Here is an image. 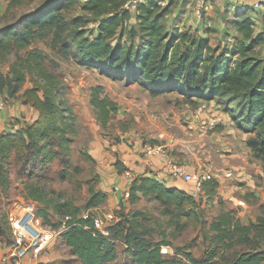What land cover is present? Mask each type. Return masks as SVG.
I'll return each mask as SVG.
<instances>
[{"label":"trees","instance_id":"obj_1","mask_svg":"<svg viewBox=\"0 0 264 264\" xmlns=\"http://www.w3.org/2000/svg\"><path fill=\"white\" fill-rule=\"evenodd\" d=\"M23 1L9 0L5 14ZM127 1L46 0L32 13H22L0 28V56L28 46L35 38L50 35L51 45L70 54L78 64L97 66L112 77L149 86L151 91L178 89L186 95L216 99L236 126L251 134L246 144L264 171V55L257 52L258 48L264 50V30L256 31L254 22L237 10L230 23L240 36L228 44L211 43L207 28L199 33L197 29L175 26L168 32L162 0H143L133 13L125 8ZM75 3L94 17V32L86 30L87 19L82 15L65 17L63 10ZM125 35L127 38L123 39ZM41 54L35 48L25 57L19 55L8 73L0 69V91L5 89L9 96L19 94L23 103L38 112L24 134L1 132L0 154L7 157L17 139L16 147L36 143L32 157L34 162L43 164L58 154L50 148L53 144L63 149L66 156L65 144L70 141L74 113L58 96L61 87L51 74L42 72L41 84L23 88L27 70L41 67ZM90 102L103 122L110 110H116L115 101L107 96L98 97L95 92ZM115 164L118 171L127 169L119 158ZM217 187L218 181L210 176L203 181L201 194L211 200ZM140 194L158 200L177 216L182 213L199 220L205 243L202 254L196 256L187 250L161 252L162 245L169 243L152 240L147 228L130 217L117 219L109 236H103L93 226L92 211L85 216L81 207L67 203L68 213L58 226L63 225L62 239L79 264H115L119 257L117 241L124 245L123 252L127 254L121 264H264L263 214L243 222L235 209L228 208L221 209L207 222L194 209L201 197L168 187L149 175L135 176L129 185L132 202ZM106 198L105 191L90 187L83 209L97 206ZM185 205L190 207L184 209ZM139 214L141 211H137Z\"/></svg>","mask_w":264,"mask_h":264},{"label":"rangeland","instance_id":"obj_2","mask_svg":"<svg viewBox=\"0 0 264 264\" xmlns=\"http://www.w3.org/2000/svg\"><path fill=\"white\" fill-rule=\"evenodd\" d=\"M45 1L24 0L8 14H5V9L0 10V28L16 20L22 13H32ZM5 2L6 0H0L1 6ZM243 2V0H210L201 8L200 15H196L194 11V0H162L160 3L166 9L163 21L168 32L171 33L175 26L178 29L188 28L191 31L197 29L199 33L207 28L211 43L228 44L235 36H240L230 23L237 10H241L244 16L254 22L253 27L256 31L264 30V7L254 10L243 6ZM63 13L67 18L82 15L87 19L86 30L94 32L95 19L80 8V3L73 4L63 10ZM126 38L127 35L123 37ZM35 48L42 52V64L32 71L27 70L23 88L32 87L34 83L41 84L42 72L51 74L61 87L58 96L63 97L65 103L73 109L74 120L70 126L72 132L68 134L70 141L65 144L68 147L66 156L63 149L53 144L50 148L58 154L53 160L43 164L33 160L36 143L29 142V146L22 143L16 147L15 144L19 142L17 139L7 157L0 154V240L2 242L9 245L13 241L8 220L11 211L19 213L23 206L32 205L42 228L57 231L63 228V225L58 226V224L68 213L67 203L81 207L84 213L86 209H83V205L89 196L90 187L106 188L111 193L115 190V184L120 185L123 179L119 186L121 190L119 202L116 206L106 207L112 210L116 219L130 217L137 225L146 227L149 238L169 243L162 245L167 248L169 254H174L175 250H187L196 256L201 255L205 243L199 220L189 218L182 213L177 216L174 211L167 210L158 200L149 196L140 194L134 202L130 200V196H125V189L128 186L122 188L124 180L125 184L127 182L130 184L134 177L131 180L123 175L121 178L118 177L121 171H118L115 163L119 157V145L135 149L138 153L145 152L146 145L160 146L168 150L174 161L184 165L185 163L196 165V171L209 174L217 181L222 175L224 182L218 187L219 193L211 200L201 194L199 196L201 198H198L201 199L200 203L194 208L198 216L207 222L212 220L221 209L228 208L235 209L237 215L244 218L243 222L245 217L254 220L258 215H264V197L248 190L245 181L238 180L240 170L232 168L226 162L231 152L219 150L229 145H222V142L232 139V135L226 132V127L230 126L229 122L232 119L224 111L222 103L216 99L206 100L199 96L186 95L178 89L151 91L149 86L128 81L126 78L112 77L100 71L97 66L78 64L70 54H65L58 46L51 45L50 35L35 38L28 46L11 50L0 56V69L3 73H8L11 63L19 55L25 57ZM257 52L259 55H264V50L261 48H258ZM4 91L5 89L0 91V99L3 102L0 110L11 103H16L18 107L26 104L22 102L19 94L9 96ZM94 92L98 97L107 96L116 102V110H110L105 122L99 119L96 108L90 102ZM39 93L42 94V91L40 90ZM29 105L26 107L30 111L32 109ZM198 107H202L201 114L193 119ZM19 112L20 121L16 123L10 120V123H14L13 132L24 134L30 120L25 121L26 112L20 109ZM30 117H33L32 113ZM213 118L215 119L213 121H216L215 125L208 129L206 123ZM188 122H193L195 128L189 129ZM233 125L236 126L234 122ZM217 126L222 127L219 130L225 128V131L220 132ZM0 131L4 132V129L0 127ZM213 133L217 136L212 135ZM242 133V130L234 132V140L239 142ZM247 135L249 137L251 134ZM215 137H219V141L215 142ZM241 145L242 150H246L245 144L241 143ZM253 162L252 167L248 169L255 175L258 173V165L262 166V164L260 160ZM223 168L225 171L221 173L219 170ZM186 182L188 185H193L192 182ZM233 184L242 187L231 192L228 188L231 189ZM261 184L264 186V182ZM102 205L106 203L102 202ZM185 206L184 209L190 207V205ZM137 211H141L142 214L137 215ZM42 212L45 214L42 215ZM117 247L119 257L114 263L121 264L127 254L123 252L124 245L121 242L117 241ZM65 264L77 263L69 256Z\"/></svg>","mask_w":264,"mask_h":264},{"label":"crops","instance_id":"obj_3","mask_svg":"<svg viewBox=\"0 0 264 264\" xmlns=\"http://www.w3.org/2000/svg\"><path fill=\"white\" fill-rule=\"evenodd\" d=\"M8 1L9 0H6L5 4L2 6L0 4L1 11L5 9ZM210 102L212 101H209V103ZM26 105H29V104H22V107H18L16 103H11L7 105L6 108L0 110V127L4 129V132H13L15 130L14 123L11 124L10 120L15 121L16 123L20 121L21 118L19 119V116H18L20 114L19 109L27 113V117H25L26 122H29L30 120V123H32L33 121L37 119L38 117L37 110L33 106L29 105L30 108L32 109L29 111ZM31 113L33 117H30ZM193 119H196V116ZM21 122L22 123L24 122L23 119L21 120ZM229 124L230 126L228 125V127H226V132L232 135V139L229 141L222 142V145H225V144H229V145L227 147L223 146L219 150L231 152L229 154L230 157L226 159V162L229 163L232 168L240 170L238 172V174L240 175L238 180L245 181L246 182L245 187L248 190L253 191L254 194L256 195L264 197V194H263L264 186L261 184L264 182V171H263L262 166L258 165L257 172L259 174L256 173L255 175L252 171L248 169L250 166L252 167V164L254 163L253 160L254 161L256 160L257 162L259 161L258 159L254 158L251 155V150L246 145L245 140L248 137V135L246 136V134H249V133L242 131L243 133L240 136V140L238 142L237 140H234L235 138L233 134L234 132H240L241 129L233 125L232 120L229 122ZM217 127H218V130L222 129L221 126H217ZM224 129L219 130V131L224 132L225 131ZM212 135L217 136L215 133H213ZM218 139L219 137H215L214 141L217 142L219 141ZM241 143L245 144L246 150L245 149L244 151L242 150ZM119 146L120 147L118 148V156H119L118 158L126 160V166L130 170L133 177L138 176V175L153 176L157 178L158 180L162 181L168 187H177L187 192H190L191 184L188 185L186 184L187 182L184 179L171 175L170 172L167 170V168L164 166V159L161 156L157 154H149L143 151H139L140 153H138L135 149L132 150L126 146H122V145H119ZM185 164L187 165V168L189 171L196 170L195 169L196 165L189 164V163H185ZM219 171L223 173L225 169L223 168V169H220ZM122 175L124 176L123 172H121L120 176L118 177L121 178ZM213 175L216 176L215 174ZM222 177H223L222 175L219 176L218 187H220V185L224 182V178ZM122 182H123V179L121 180L120 185L122 184ZM120 185L115 184V190L112 191L111 193H109V191L106 188H100L101 190L107 193V198L103 202L104 204L106 203V205L103 206L101 203L97 206L87 209L86 212H84L83 214L85 215L88 211H92L93 213H97V214H102L107 211H112L111 209H106V207H108L107 205L116 206L117 203L119 202L118 198L121 195L120 194L121 190H119ZM125 185L129 187L130 184L128 182L125 184V180H124V184L122 186L123 189ZM218 187H217L216 195L219 193ZM240 187L242 186L233 184L231 186V189L229 187L228 190L229 191L231 190L232 192ZM103 208L106 209V211H103L104 210ZM239 216L241 220L243 221L244 218H242L241 215ZM248 221H250V219L245 217L244 222H248ZM61 230L62 228L57 230L55 237L48 243V245L40 253L34 254L32 252H29L26 255H24L20 260H16V259L13 260V258L5 259L4 252L10 247L11 244L8 245L6 242H2L0 240V264H65L69 256H71L74 259V261H76V263L79 264V261L76 258V256L71 253L70 247L64 243L61 233H60Z\"/></svg>","mask_w":264,"mask_h":264},{"label":"built area","instance_id":"obj_4","mask_svg":"<svg viewBox=\"0 0 264 264\" xmlns=\"http://www.w3.org/2000/svg\"><path fill=\"white\" fill-rule=\"evenodd\" d=\"M143 0H128L125 4L131 13H133L137 5ZM210 0H194L195 6L194 11L196 15H200V10L206 5ZM243 6L250 7L254 10L262 9L264 7V0H243ZM250 4V5H249ZM3 107V102L0 99V108ZM202 107H198L195 111V116L201 114ZM214 118L206 123L207 128L211 129L214 127L215 122ZM189 129L195 128L193 122H188L187 124ZM1 134V131H0ZM146 153L157 154L164 159V166L170 172L171 175L175 177H180L185 181L192 182L190 194L194 197H199L202 193V184L205 179L211 175L202 173L199 171H189L186 165L174 161L168 150L161 148L160 146H150L146 145L144 148ZM121 162L126 165L125 159H120ZM124 177L128 180L133 178L130 170L127 168L123 171ZM125 196H129V187L125 189ZM88 213L85 214L87 216ZM93 226L95 230L103 235L109 236L110 227L117 220L115 214L112 211H107L102 214L93 213L91 215ZM11 234H12V243L8 250L4 253L5 259H18L23 257L29 252L34 254L40 253L48 243L55 237L56 230L50 228H42V225L38 222V218L33 212V206H23L22 211L19 213H13L12 211L8 216ZM162 252H167L166 247L161 248Z\"/></svg>","mask_w":264,"mask_h":264}]
</instances>
